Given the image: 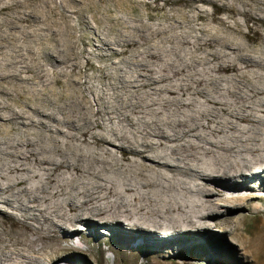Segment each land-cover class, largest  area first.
<instances>
[{
	"label": "bare ground",
	"instance_id": "1",
	"mask_svg": "<svg viewBox=\"0 0 264 264\" xmlns=\"http://www.w3.org/2000/svg\"><path fill=\"white\" fill-rule=\"evenodd\" d=\"M160 1L192 12L148 26L17 0L0 17V264H41L24 247L41 253L59 228L94 220L155 253L213 220L238 234L214 198L257 174L264 189V43L251 47L234 16L264 28V0ZM217 2L227 16L206 9Z\"/></svg>",
	"mask_w": 264,
	"mask_h": 264
},
{
	"label": "rangeland",
	"instance_id": "2",
	"mask_svg": "<svg viewBox=\"0 0 264 264\" xmlns=\"http://www.w3.org/2000/svg\"><path fill=\"white\" fill-rule=\"evenodd\" d=\"M34 1L43 0H29L30 3ZM53 1L55 4L60 2V0ZM72 1L71 4L74 9H82L84 11L82 12L89 18L91 14L102 18L103 11L108 9L111 16L123 15L125 19H130L133 22L134 19L142 20L148 26H157L172 11L171 9L174 12L176 11V13L192 12V7L185 1H179L177 4L168 2L165 5L160 0ZM118 1L121 2L118 3ZM16 2L17 0H0V17L6 16L10 12L11 6L16 4ZM205 7L209 12H213L216 8L220 9V12L216 14L219 18L229 14L221 8L222 4L220 2H217L214 7L210 5ZM59 10L63 13L60 8ZM65 14L69 15L73 20L77 17L72 12ZM234 17L240 22L243 33L247 36V42L251 47L264 43L261 35L264 34V28L260 24L257 25L253 20L244 23L243 17ZM137 22L135 21L134 23ZM231 22L232 19L229 18L227 24ZM200 25L201 22L196 24L197 27ZM81 27L85 28L83 25ZM255 27L261 28L260 30L262 31L260 33L256 32ZM86 36L84 38L88 43L86 48L92 49L91 41ZM144 39L140 38L139 42L133 46L134 50H142ZM82 60L84 63L85 60ZM101 64L100 61L93 60L92 66H88L86 71L94 74L97 72L96 68ZM89 99L92 102L90 97ZM15 128L13 127V129ZM4 161L3 159L0 161V166ZM260 177V174L253 175L239 185L241 187L239 191L223 190L221 196H215L214 198L221 213L216 216L222 219L233 212L234 217L232 220L238 222L239 227V232L235 235L226 231L221 221L213 220L209 222L210 227L204 236L185 237L173 243H165L160 245V253H155L150 251V247L146 246L130 247L122 236H118L120 231L117 224H109L107 228L105 225H97V221L94 220L93 224L82 222L72 229L59 228L54 236L44 240V251L41 253H39V249L42 246L40 242L34 244L30 249L24 248L32 258L43 259L41 264H253L254 261L263 263L264 189L260 186ZM246 185L251 186L252 189H243L242 187ZM251 195H255L258 198L251 200L247 208L243 210H234V208L230 212L226 211L227 208L233 206L232 199ZM3 209L6 210L7 214L18 217V214L11 208L3 207ZM6 224L7 226H12L11 220L7 219ZM26 237L29 239L33 238L30 234ZM19 248L22 247H17V249Z\"/></svg>",
	"mask_w": 264,
	"mask_h": 264
}]
</instances>
